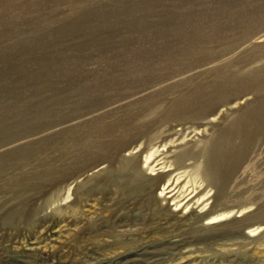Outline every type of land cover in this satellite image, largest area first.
Here are the masks:
<instances>
[{"label":"rangeland","instance_id":"374dc122","mask_svg":"<svg viewBox=\"0 0 264 264\" xmlns=\"http://www.w3.org/2000/svg\"><path fill=\"white\" fill-rule=\"evenodd\" d=\"M263 211L264 0H0V264H264Z\"/></svg>","mask_w":264,"mask_h":264},{"label":"bare ground","instance_id":"6f19581e","mask_svg":"<svg viewBox=\"0 0 264 264\" xmlns=\"http://www.w3.org/2000/svg\"><path fill=\"white\" fill-rule=\"evenodd\" d=\"M250 91H254V89H251ZM191 94L189 95H184L181 100L171 104L168 108H167V112H166V116L169 117V116H173V115H177V116H181V114H179L178 112H182L183 111V102H186V101H189L190 98H191ZM192 112L194 113H198L199 115H203V111H200L199 109L197 110H193ZM250 114H252L250 112ZM213 152V149L211 148H208V147H202L200 149V152H199V156H194V155H190L189 152H181V153H178L175 157H176V161L179 163L181 161H183V159H185V157H199V158H203L202 160V173L206 176L207 178V185H211V186H215V184L217 183V181H219L220 183H222V177L220 176V174L217 172V168L215 167L216 166V163L214 161V158L211 157V153ZM143 153V152H142ZM152 153H150L149 155H147L145 157V162H147V160L151 157ZM121 160L119 161L118 163V166L114 169H111V170H107L106 173H111L112 174H115V175H119L120 172L122 171H126L127 169H130L133 174H134V177L135 179L137 180V178L139 179V174L140 172H142L141 170V167L134 162V157L132 158H120ZM128 161V163L126 162ZM130 162L132 163L130 165ZM134 162V163H133ZM199 167V164L198 166H196V169L197 170ZM219 168V166H218ZM152 169V168H151ZM175 171V170H174ZM144 172H142L143 174ZM126 173H124L125 175ZM127 175V174H126ZM130 175V174H129ZM126 177V176H125ZM141 178V177H140ZM134 184V182H133ZM241 191H248L246 190L245 188L242 189ZM222 193V190L218 189L217 188V191H216V197H215V200L217 199V197L219 195H221ZM238 193V192H237ZM246 196V195H245ZM226 206H229V204H226ZM211 212H204L205 215H207V220H206V224H213V226H216V224L214 223H218L220 220H223V219H226L229 215H230V211H226V212H217V213H212L213 211V208L211 207L210 209ZM211 214V215H210ZM259 216H261V219L260 220H264V211L263 212H260ZM256 232V229H250V231H248V235H253L255 232ZM260 231V230H259ZM258 232V230H257Z\"/></svg>","mask_w":264,"mask_h":264}]
</instances>
